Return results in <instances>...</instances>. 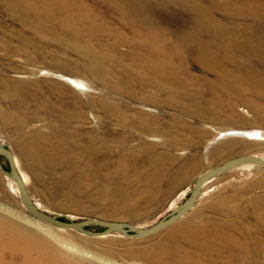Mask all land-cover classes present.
Segmentation results:
<instances>
[{
    "label": "rangeland",
    "instance_id": "374dc122",
    "mask_svg": "<svg viewBox=\"0 0 264 264\" xmlns=\"http://www.w3.org/2000/svg\"><path fill=\"white\" fill-rule=\"evenodd\" d=\"M88 1L106 11L111 8L109 0ZM132 1L141 2L148 14L155 10L157 27L172 28L178 36L201 27L196 6L215 17V30L220 25L230 31L264 32L260 28L264 19L248 15L247 5L241 9L238 3L224 0ZM22 26L0 5V143L13 151L40 210L60 218H103L149 227L188 197L201 172L238 155L264 157V85L225 81L201 87L193 83L205 96L193 94L174 104L151 87L150 77L143 80L147 81L143 91L134 94L131 88L139 85L127 83L126 77L114 82L98 79L85 69L86 56L48 38L36 44L34 34L22 32ZM127 47L121 45V49ZM198 50L196 45L190 47L191 62L183 64L197 75L203 72V63L195 57ZM46 51H51L48 61ZM249 66L257 69L262 64L255 60ZM64 76L86 85L80 90ZM212 88L223 93L219 111L210 108L214 106ZM244 88L250 93L236 95ZM148 95L152 97L146 99ZM227 129L250 134L222 135ZM5 171L9 164L1 156L0 216L23 231H36L49 251L55 250L61 258L85 264H154L152 260L182 264L178 247L184 246L195 258H209V264L224 259L231 264H263L262 166L245 164L211 178L184 216L144 237L117 232L89 236L44 223L29 214ZM190 222L208 235L191 225V235L169 236L175 227Z\"/></svg>",
    "mask_w": 264,
    "mask_h": 264
},
{
    "label": "bare ground",
    "instance_id": "6f19581e",
    "mask_svg": "<svg viewBox=\"0 0 264 264\" xmlns=\"http://www.w3.org/2000/svg\"><path fill=\"white\" fill-rule=\"evenodd\" d=\"M87 1L0 0V5L8 15H12L22 23V32L28 30L34 34L36 44L38 40L48 38L65 46H71L79 55L86 56L88 64H85V69H88L92 75L110 82L116 81L118 77H126L127 83L132 86L139 85L131 88L134 94L143 91V86L147 84V81L144 84L143 80L148 77L156 83L152 82L151 87H157L159 94L174 104L193 94L198 97L205 96V92L201 88H196L193 83L199 85L209 83L212 86L233 81L264 85V32L230 31L220 25L215 30L218 21H214L215 17L210 11L194 6L196 18L201 22L199 25H204L205 30L200 29L201 25L197 30L178 36L172 28L169 31L157 27L159 20L155 10H153L154 14L149 11L150 16L148 11L141 7V2L109 0L111 8L106 11L103 6H95ZM184 1L195 3L193 0ZM224 2L238 3L241 9L243 5L244 7L247 5L248 15L256 16L260 20L264 19V0H224ZM263 21L260 22L262 29ZM209 24L210 28L207 27ZM219 26L221 29H218ZM124 27H128V30L126 31ZM122 44L128 47L121 49ZM28 45L32 47V43L28 42ZM193 45L198 46L199 49L195 57L203 63V72L198 75L190 73L189 68L183 65L184 61L191 62L188 49ZM49 52L51 51H46L47 55L44 56L47 61L50 57ZM255 60L259 61L262 67L249 68V62ZM208 72L212 76H208L206 74ZM63 78L80 90L86 85L69 76ZM120 83L123 87H131L126 83ZM245 92L250 93L244 88L236 91V95H243ZM148 96L146 99L152 97ZM210 97L214 103L210 108L221 110L220 100L223 99V93L212 88ZM193 111L198 112L197 109ZM221 134L249 135L250 133L241 129H227ZM90 140L94 141V137L91 136ZM23 179L25 181L24 177ZM36 206L39 208L38 204ZM191 225L197 227L202 234L208 235L201 227L190 222L175 227L169 236L173 238L177 235L183 238L191 235L194 230ZM199 246L205 248V245ZM178 249L182 250L180 255L182 264H209L207 257L195 258L184 246H179ZM211 250L217 251L215 247ZM53 252L41 242L36 231H23L16 223L0 216V264H85L80 260L61 258L62 256L59 257ZM153 262L167 264L159 260H152L151 263ZM220 264H231V262L224 259Z\"/></svg>",
    "mask_w": 264,
    "mask_h": 264
},
{
    "label": "water",
    "instance_id": "95a60500",
    "mask_svg": "<svg viewBox=\"0 0 264 264\" xmlns=\"http://www.w3.org/2000/svg\"><path fill=\"white\" fill-rule=\"evenodd\" d=\"M1 156L5 157L8 161L9 171L5 172L14 180L20 192L22 203L29 214H31L34 218L52 226L62 229H72L89 236H104L112 232L120 233L126 237H144L154 234L174 224L182 216H184L196 204L198 198L202 194L203 185L211 178L245 164H253L264 167V157L256 154H243L229 158L217 166L201 172L197 176L190 194L182 203L154 224L149 227H142L125 221H115L103 218H86L80 220H75L72 217L60 218L56 215L40 210L36 206L28 190L26 182L18 170L13 151L9 146L3 143H0V157ZM91 226H100L103 229L100 231H94L89 229Z\"/></svg>",
    "mask_w": 264,
    "mask_h": 264
}]
</instances>
